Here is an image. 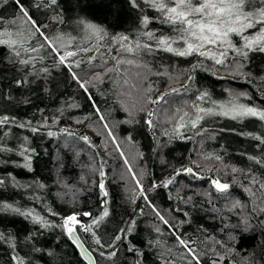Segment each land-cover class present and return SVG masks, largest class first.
<instances>
[{
  "label": "trees",
  "instance_id": "trees-1",
  "mask_svg": "<svg viewBox=\"0 0 264 264\" xmlns=\"http://www.w3.org/2000/svg\"><path fill=\"white\" fill-rule=\"evenodd\" d=\"M3 7L30 39L20 56L0 44V119L9 118L0 125V264H86L62 227L72 215L96 264H264V143L255 138L264 139V121L217 108L264 110V52L228 49L217 65L166 51L145 33L170 38L173 49L183 41L146 0H0ZM262 7L250 0L245 11ZM137 42L151 49L123 50ZM231 42L241 47L243 36ZM66 51L77 55L61 64ZM196 106L217 114L201 113L192 128ZM213 181L230 187L220 193ZM105 207L109 215L83 231Z\"/></svg>",
  "mask_w": 264,
  "mask_h": 264
},
{
  "label": "snow or ice",
  "instance_id": "snow-or-ice-1",
  "mask_svg": "<svg viewBox=\"0 0 264 264\" xmlns=\"http://www.w3.org/2000/svg\"><path fill=\"white\" fill-rule=\"evenodd\" d=\"M56 0H52V3H55ZM153 8H155L163 17L165 23L173 25V30L179 34V38L183 41V48L173 49L172 43L175 41L170 40L167 37L156 38L152 32H146L145 35L150 40H156V43L159 46H163V49L169 52H174L178 56H188L193 53H197L202 57H207L214 60L217 65L224 64V58L227 57L228 49L235 51L239 56L247 57L249 51H259L264 52V7L260 8L259 11L250 12L245 11L246 4H250V0H146ZM261 3L264 4V0H261ZM27 15V13H24ZM145 27H147L149 20L148 17H145L142 21ZM259 25V29L255 36H244V32L250 29H254ZM89 29L93 32L99 31L95 29L94 26L89 25ZM39 31V29H36ZM233 35L243 36L244 44L241 47H235L231 42V37ZM121 43L125 44L128 40L127 37H122ZM71 42V41H69ZM0 44H5L9 48H12L15 51L16 56H20L21 51H29V48H25L22 43H19L17 40L12 39V33L8 31L0 32ZM227 45V49L224 47ZM43 47V45H41ZM141 47L144 49H151V45L143 44L137 42L136 49L127 47L123 50L128 53H134L139 50ZM215 49H219L216 51ZM31 51H38L36 48H31ZM79 51L87 52L88 49L80 48ZM77 55L76 51H66L64 55L60 58V63L63 64L68 58L75 57ZM94 57L89 58V64H91ZM22 64H28L30 60L24 59L20 61ZM122 63L125 61H121ZM131 63V61H126ZM80 62H77L76 66H79ZM75 78V77H74ZM83 86V85H82ZM176 90L173 89V92ZM207 94L198 97V99H204ZM222 107V111L219 114L230 116L231 119H245V118H258L260 121H264V110L257 109L255 107H250L246 105H240L233 102L227 106V108ZM197 115L195 119L190 121L192 128H197V124L204 115H215L217 113L213 112L212 109H204L196 106ZM151 115V114H149ZM187 113H184L180 117L181 127L183 126L184 117L187 116ZM8 117H3L0 119V125L8 123ZM149 124L152 122L149 120ZM33 132H37V128L32 129ZM49 136H53L54 133L49 131L47 133ZM69 136H73L74 133H67ZM261 143H264V139L257 136L255 137ZM83 140L85 144L91 146V142L87 136L79 137ZM127 163V161H126ZM25 167L30 168V164H25ZM187 172L191 173L192 169H186ZM233 171H236L233 169ZM104 174L101 173V176ZM3 183V181H0ZM172 180H168L164 187H167L168 184H171ZM213 184L218 192L226 193L230 185L226 183H221L219 181H213ZM101 190L103 191L104 185L101 183ZM105 196L108 195L106 191L103 192ZM4 208H10L14 212H18V209L11 208V205H4ZM264 211V208L260 209ZM155 211V209H154ZM24 216H32V213H20ZM85 216H90V213H84ZM109 215L107 207L104 208L102 214L98 219H93L92 225L83 226V231L89 232L92 230V226H98L100 222L104 220L105 217ZM159 218L164 222L168 223L163 216L157 212ZM33 220L36 223H41L44 225L42 219L38 216H33ZM77 217L75 215L68 216L62 227L67 231V234L71 238L76 231L74 227L77 224ZM46 226V225H45ZM130 230V229H129ZM124 231V230H122ZM95 236V233H93ZM2 238V237H0ZM116 240H120V236H116ZM97 245H101L99 239L94 241ZM180 243L183 245L184 241L181 239ZM131 251V249H130ZM113 253L112 255H114ZM18 259V258H16ZM18 264H23V260H18Z\"/></svg>",
  "mask_w": 264,
  "mask_h": 264
},
{
  "label": "rangeland",
  "instance_id": "rangeland-1",
  "mask_svg": "<svg viewBox=\"0 0 264 264\" xmlns=\"http://www.w3.org/2000/svg\"><path fill=\"white\" fill-rule=\"evenodd\" d=\"M9 10L6 7L0 8V32L8 31L12 33V39L17 40L19 43H25L30 39V36L24 32L22 28L11 25L12 21L5 19L9 14ZM65 39H62L64 41ZM225 48L227 45L224 46ZM231 102V101H229ZM234 103V102H233ZM230 103H222L221 106L227 108ZM237 104V103H236ZM219 111H222V107H217Z\"/></svg>",
  "mask_w": 264,
  "mask_h": 264
},
{
  "label": "water",
  "instance_id": "water-1",
  "mask_svg": "<svg viewBox=\"0 0 264 264\" xmlns=\"http://www.w3.org/2000/svg\"><path fill=\"white\" fill-rule=\"evenodd\" d=\"M69 237V235H68ZM71 243L74 245V247L77 249L78 253L80 254L82 260L86 264H96L95 258L90 253V251L86 248L82 240L80 239L77 231L74 232L73 236L70 238Z\"/></svg>",
  "mask_w": 264,
  "mask_h": 264
}]
</instances>
